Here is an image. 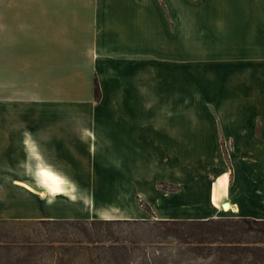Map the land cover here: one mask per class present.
<instances>
[{
	"label": "crops",
	"instance_id": "crops-1",
	"mask_svg": "<svg viewBox=\"0 0 264 264\" xmlns=\"http://www.w3.org/2000/svg\"><path fill=\"white\" fill-rule=\"evenodd\" d=\"M243 4L0 0V221L264 219V12Z\"/></svg>",
	"mask_w": 264,
	"mask_h": 264
},
{
	"label": "rangeland",
	"instance_id": "rangeland-1",
	"mask_svg": "<svg viewBox=\"0 0 264 264\" xmlns=\"http://www.w3.org/2000/svg\"><path fill=\"white\" fill-rule=\"evenodd\" d=\"M243 2V6L234 7L229 12L250 27L251 19L260 17V12H264V5L253 7L250 0ZM153 27H148V33L152 36L158 31ZM246 29L248 30L244 31V35L240 36L239 40L250 44L251 30ZM197 151L200 152L197 149L196 154ZM156 225L155 219H148L145 223L121 221L112 225L90 224V220L40 223L0 221V236H9L19 242L29 239L27 247L21 245L20 248L0 250V263L212 264L215 262L212 257L202 258L187 247L178 246L172 238H162Z\"/></svg>",
	"mask_w": 264,
	"mask_h": 264
},
{
	"label": "trees",
	"instance_id": "trees-1",
	"mask_svg": "<svg viewBox=\"0 0 264 264\" xmlns=\"http://www.w3.org/2000/svg\"><path fill=\"white\" fill-rule=\"evenodd\" d=\"M95 97L99 89L95 83ZM165 189L172 186L160 184ZM149 210L148 206L141 203ZM128 220H90V224L112 225ZM147 222V220H134ZM43 222V221H42ZM162 238H172L202 258H214L212 264H264V219L220 217L208 219H155Z\"/></svg>",
	"mask_w": 264,
	"mask_h": 264
},
{
	"label": "bare ground",
	"instance_id": "bare-ground-1",
	"mask_svg": "<svg viewBox=\"0 0 264 264\" xmlns=\"http://www.w3.org/2000/svg\"><path fill=\"white\" fill-rule=\"evenodd\" d=\"M225 174H223V175H221L220 177H219V179H218V182H219V184L220 185H222V183L224 182V180H225ZM215 193V192H214ZM213 202L214 203H218L216 200H215V195L213 196ZM232 207H230V206H228L226 209H231ZM235 211V210H234Z\"/></svg>",
	"mask_w": 264,
	"mask_h": 264
},
{
	"label": "water",
	"instance_id": "water-1",
	"mask_svg": "<svg viewBox=\"0 0 264 264\" xmlns=\"http://www.w3.org/2000/svg\"><path fill=\"white\" fill-rule=\"evenodd\" d=\"M225 206H227V203H224Z\"/></svg>",
	"mask_w": 264,
	"mask_h": 264
}]
</instances>
